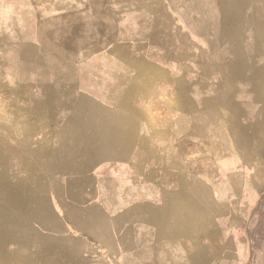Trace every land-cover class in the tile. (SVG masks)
<instances>
[{"label": "rangeland", "instance_id": "obj_1", "mask_svg": "<svg viewBox=\"0 0 264 264\" xmlns=\"http://www.w3.org/2000/svg\"><path fill=\"white\" fill-rule=\"evenodd\" d=\"M155 225L264 259V0H0V264Z\"/></svg>", "mask_w": 264, "mask_h": 264}, {"label": "crops", "instance_id": "obj_2", "mask_svg": "<svg viewBox=\"0 0 264 264\" xmlns=\"http://www.w3.org/2000/svg\"><path fill=\"white\" fill-rule=\"evenodd\" d=\"M132 154L138 155L140 154V152L136 151ZM130 219L133 218H127L125 222L129 223ZM137 219L138 217L136 218V221ZM140 220L143 221L142 218H140ZM163 221L166 220L163 219ZM174 222V220H167V223L173 224L172 227H174ZM144 236L147 239H152V241L150 240L149 243L148 241L145 243L146 246H143V242L141 244L138 243V246H134L132 248H126L121 245L119 248L120 252L118 253L120 255H131L133 253H135L136 255L143 254V257H141L140 259L141 262L138 261V263L135 264H238L232 261H225L222 250H219V252L216 250L214 253H212L209 252L205 247H199L193 250H188L185 248L181 250L179 248H176L175 244L178 241L180 242L193 238L191 232L183 233L182 236L181 233H177L173 229L169 228V230H161L159 225H155V227L152 226V228L146 234L143 231L141 237L143 238ZM118 238L123 239L126 238V236L122 235ZM255 250L256 247H253L252 252L254 253ZM109 254H111L110 256L116 255V253L113 254L112 252H110ZM149 255H152L153 257L151 258V260L148 258ZM160 255H162L161 258L159 257ZM263 262L264 259L257 264H264ZM121 263L124 264V262Z\"/></svg>", "mask_w": 264, "mask_h": 264}]
</instances>
